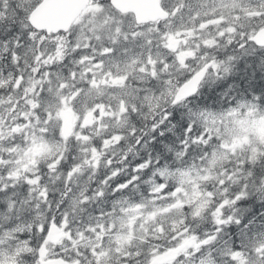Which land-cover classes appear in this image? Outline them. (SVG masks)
<instances>
[{"label": "snow or ice", "instance_id": "obj_1", "mask_svg": "<svg viewBox=\"0 0 264 264\" xmlns=\"http://www.w3.org/2000/svg\"><path fill=\"white\" fill-rule=\"evenodd\" d=\"M0 264H264V0H0Z\"/></svg>", "mask_w": 264, "mask_h": 264}]
</instances>
